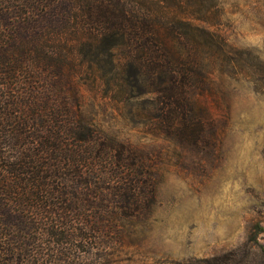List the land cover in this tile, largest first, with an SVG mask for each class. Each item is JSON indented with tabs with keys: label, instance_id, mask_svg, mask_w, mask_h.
<instances>
[{
	"label": "trees",
	"instance_id": "trees-1",
	"mask_svg": "<svg viewBox=\"0 0 264 264\" xmlns=\"http://www.w3.org/2000/svg\"><path fill=\"white\" fill-rule=\"evenodd\" d=\"M211 3L0 0V264H131L123 224L151 211L157 170L89 95L140 102L156 137L198 138L179 121L195 119L201 58L228 47Z\"/></svg>",
	"mask_w": 264,
	"mask_h": 264
},
{
	"label": "rangeland",
	"instance_id": "rangeland-1",
	"mask_svg": "<svg viewBox=\"0 0 264 264\" xmlns=\"http://www.w3.org/2000/svg\"><path fill=\"white\" fill-rule=\"evenodd\" d=\"M211 4L228 47L201 58L195 119L179 121L182 131H201L198 138L156 137L157 120L135 117L140 102L89 95L88 114L110 137L144 148L157 170L151 211L123 224L121 258L131 264H208L219 256L212 264H249L264 252V0Z\"/></svg>",
	"mask_w": 264,
	"mask_h": 264
}]
</instances>
